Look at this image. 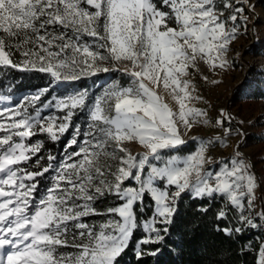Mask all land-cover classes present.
Masks as SVG:
<instances>
[{"label":"snow or ice","instance_id":"1","mask_svg":"<svg viewBox=\"0 0 264 264\" xmlns=\"http://www.w3.org/2000/svg\"><path fill=\"white\" fill-rule=\"evenodd\" d=\"M261 16L253 0H0V264H184L199 225L176 227L183 201L215 208L228 243L198 244L199 264H264L254 122L192 79L221 84Z\"/></svg>","mask_w":264,"mask_h":264},{"label":"rangeland","instance_id":"2","mask_svg":"<svg viewBox=\"0 0 264 264\" xmlns=\"http://www.w3.org/2000/svg\"><path fill=\"white\" fill-rule=\"evenodd\" d=\"M253 2L256 4L257 12L262 13L261 19H264V0H253ZM232 47L233 52L231 55L235 59V67L227 73L215 77L223 81L221 84L217 86L206 84L200 79L199 74L195 73L192 79L202 94L215 107L227 106L234 114L254 122L253 126L247 129L249 131L247 137L248 146L243 151L246 155H251L259 161L264 157V141L259 139L260 134L264 132V119H261L264 116V87L260 88L254 95L238 92L237 89L246 81L259 82L264 80V29L260 30L258 37L249 32L247 38L241 37ZM237 52L240 53L238 57L236 56ZM18 75L22 74L18 73ZM108 79H119L122 82H126L128 78L118 72L108 75L102 74L97 80V86ZM35 82L39 83V81ZM85 83L91 86L93 81L87 80ZM8 94L6 89H0V95ZM168 102L171 103L170 99ZM201 134H206V132ZM55 147V150L59 151L57 145ZM131 147L134 152L140 150L138 146ZM262 167L264 165L257 163L258 171Z\"/></svg>","mask_w":264,"mask_h":264},{"label":"trees","instance_id":"3","mask_svg":"<svg viewBox=\"0 0 264 264\" xmlns=\"http://www.w3.org/2000/svg\"><path fill=\"white\" fill-rule=\"evenodd\" d=\"M15 75L19 76L18 73H15ZM57 147L58 150L61 149L60 145H57ZM198 203L200 202H193L192 206H190L188 201H183L181 204L182 217L176 225V227L179 228L182 232L187 231L188 227L193 223H197L199 225V227L196 229V235H195L196 242L192 244L190 247L188 245L185 246V252L183 255L184 264H199L202 254L197 250L198 244H203V243L211 244L212 241H215L217 246L220 245H223L224 247L228 246V243L223 239V237L216 235L212 231L213 225L216 223V221L214 220L215 208H213L206 216L200 218V214L194 211V207ZM137 235H139V233ZM247 236L254 237L255 233L249 232ZM185 238L187 240L190 239L191 237L186 236ZM233 247H236V245H233ZM160 259H161V264H173L174 260H177V264H178V258L175 256H170L167 253H165ZM220 259H224V257H220ZM236 259L237 257L235 256L232 257L233 262ZM244 259L246 261V264H250V260H251L250 257H245ZM121 264H135V259L133 257L131 250H129L128 253L122 258Z\"/></svg>","mask_w":264,"mask_h":264}]
</instances>
